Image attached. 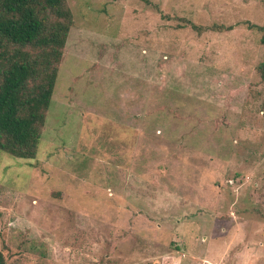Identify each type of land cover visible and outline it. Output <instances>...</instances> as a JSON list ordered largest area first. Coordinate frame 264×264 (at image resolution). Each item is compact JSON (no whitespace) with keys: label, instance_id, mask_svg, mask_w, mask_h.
I'll list each match as a JSON object with an SVG mask.
<instances>
[{"label":"rangeland","instance_id":"1","mask_svg":"<svg viewBox=\"0 0 264 264\" xmlns=\"http://www.w3.org/2000/svg\"><path fill=\"white\" fill-rule=\"evenodd\" d=\"M151 1L68 0L37 157L0 150L7 264H264V0Z\"/></svg>","mask_w":264,"mask_h":264},{"label":"trees","instance_id":"2","mask_svg":"<svg viewBox=\"0 0 264 264\" xmlns=\"http://www.w3.org/2000/svg\"><path fill=\"white\" fill-rule=\"evenodd\" d=\"M144 1L153 4L151 0ZM184 21L199 32L225 28ZM74 24L68 0H0L1 151L18 158L37 157ZM251 26L261 32L264 44V24ZM257 69L264 80V60ZM0 264H7L2 250Z\"/></svg>","mask_w":264,"mask_h":264}]
</instances>
